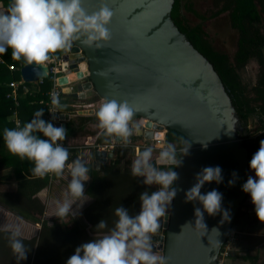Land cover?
<instances>
[{
    "label": "water",
    "instance_id": "1",
    "mask_svg": "<svg viewBox=\"0 0 264 264\" xmlns=\"http://www.w3.org/2000/svg\"><path fill=\"white\" fill-rule=\"evenodd\" d=\"M173 4L174 0H84L89 12L101 5L112 10L106 26L110 39L100 48L76 40L61 50L62 69L78 74L71 82L72 92L62 91L73 101H83L86 92H93L103 101L127 102L147 139L163 141L167 130L184 137L182 149L187 143L189 147L186 154L179 150L180 164H159L174 166L178 179L164 218V235L157 231L152 237L153 250L166 257V264H216L247 195L241 185L249 169V141L243 138L242 122L213 65L173 22ZM20 77L25 83L46 79L48 67L24 64ZM69 118L67 113L62 116V127ZM111 158L105 150L93 151L97 166ZM216 165L223 180L206 182L200 191L215 188L222 193L221 208L228 209L231 218L221 222L220 213H205L204 228L194 217L198 202L186 201L184 192L200 169Z\"/></svg>",
    "mask_w": 264,
    "mask_h": 264
},
{
    "label": "clouds",
    "instance_id": "2",
    "mask_svg": "<svg viewBox=\"0 0 264 264\" xmlns=\"http://www.w3.org/2000/svg\"><path fill=\"white\" fill-rule=\"evenodd\" d=\"M83 4L84 0H9L6 10L0 11V55L11 49L13 60L22 61L25 65L41 66L50 59V53L67 49L76 40L85 46L102 47L110 39L106 26L113 14L112 10L101 5L89 12ZM51 105L53 114L57 108L63 107L55 92L51 94ZM43 113L44 108H40L22 127L18 122L17 127L4 128L2 134L4 145L13 155L32 161L31 171L35 176L54 174L61 177L66 168L70 179L64 198L56 203L53 216L63 218L71 215L74 218L77 213L73 205L75 204L78 209L89 199L83 198L86 194L85 182L90 178L89 169L78 158L66 165V161L69 160L68 149L58 143L65 140L66 128L54 126L51 120L45 121L42 119ZM64 114L66 113L64 112L62 116ZM67 114L70 115V121L74 113ZM95 115L100 136L114 137L127 144L133 132H139L138 127L129 125L133 111L127 102L104 100ZM243 138L249 141L248 138L251 137L245 132ZM188 147L187 143V147L182 149L184 154L187 153ZM152 152L151 146L145 147L138 152L130 165L131 175L143 178L140 183L155 186L152 191L145 189L140 192L139 211L131 215L128 208L116 207L114 209L116 219L107 233L77 246L65 264H166V257L155 253L159 251H153L151 234L156 233L161 227V218L166 217L171 201L176 195L174 182L178 179V173L174 168H158L153 164ZM156 162L163 165L169 163L179 165L180 160L177 161L175 146L171 143L163 146ZM248 168L254 175L247 177L241 185V191L248 194L256 218L264 222V140L260 141L258 149L252 154ZM232 175L235 177V173ZM222 180L219 165L205 166L195 174V182L184 192L186 201L198 202L199 207L194 208V217L195 220L198 218L204 228L202 220L205 213L208 215L220 213L221 222L229 221L231 218L230 211L221 208L222 193L215 188L205 193L200 191L206 182L219 184ZM233 182L234 180L230 179L228 184L231 185ZM94 227L105 229L107 222L100 219ZM5 230L9 233V247L19 264L26 259L29 250H26L25 244L19 238L21 226L8 225ZM159 234L164 235V231ZM226 244L228 239L223 245V250ZM229 249L228 256L223 260L220 259L221 253L219 254L216 264L229 258L232 252L230 244Z\"/></svg>",
    "mask_w": 264,
    "mask_h": 264
},
{
    "label": "trees",
    "instance_id": "3",
    "mask_svg": "<svg viewBox=\"0 0 264 264\" xmlns=\"http://www.w3.org/2000/svg\"><path fill=\"white\" fill-rule=\"evenodd\" d=\"M216 10L210 15V19L227 13L229 25L237 32L236 49L232 57L214 47L209 41L204 30V22L209 18L201 15L192 7L189 0H174L171 10V18L180 32H182L193 47L206 57L218 73L224 88L229 95L237 115L242 122L244 131L248 135L247 122L250 118H256L264 128V32L260 25L264 21V0H210ZM4 7H7V0H0ZM183 3V5H182ZM191 13L200 21L192 23L185 16ZM11 49L3 54L4 63L0 64V171L11 168L14 170L16 189L12 192L0 191V204L19 218L34 224L40 225L37 237L26 240L22 239L27 252L26 259L19 264H65L67 258L71 256L77 246L91 239H98L107 233L116 217L114 209L123 206L129 209V213L134 215L139 211L140 192L147 189L154 190V186H146L140 181L142 177H133L130 173V151L127 146L119 147L115 150L113 161H108L105 167L93 169L88 174L90 182H85V195L92 199V202L83 208L77 216L71 218L69 223L56 222L48 225V220L43 218L45 205L35 197V195L48 185V176L36 177L31 169L32 161L10 153L4 145L3 129L14 128V122L10 120L11 115L16 112L20 121V127L28 122L35 111L44 108L42 119L45 120L46 110L40 101L47 99V92L51 87L50 81L43 82L36 89L33 83H24L26 87H32V94L24 93L22 87L18 88L16 97L17 105L12 98L6 95L11 88L8 84L12 81L20 80L19 67L23 66L22 61H15L8 57ZM59 57V51H56ZM254 60L258 67V77L256 83L251 88H246L241 83L239 71L248 62ZM8 66H15L17 70L10 71ZM24 93V94H23ZM70 97L64 95L62 104H67ZM62 112L73 113L70 108H62ZM136 118L132 116V119ZM77 130L74 127V120L71 119L66 124V136L69 137ZM39 135V133H37ZM135 140L134 136L129 137ZM245 145L249 160L252 154L258 149L261 140H264V132L256 138H248ZM166 144H173L178 151L184 146V137L175 131L167 130L165 135ZM129 153V156L127 155ZM155 164L154 162H152ZM167 168V166H159ZM174 168V166H168ZM11 179L8 175L1 180ZM100 219H105L107 227L96 229L94 226ZM68 225H71L70 227ZM224 247V246H223ZM232 253H230L231 257ZM247 259V258H244ZM252 264H255L257 256L248 257ZM0 264H17L13 253L9 247V233L0 231Z\"/></svg>",
    "mask_w": 264,
    "mask_h": 264
},
{
    "label": "crops",
    "instance_id": "4",
    "mask_svg": "<svg viewBox=\"0 0 264 264\" xmlns=\"http://www.w3.org/2000/svg\"><path fill=\"white\" fill-rule=\"evenodd\" d=\"M1 4V2H0ZM0 11H5L2 10L0 7ZM59 51V55L61 54V50ZM56 54V52H53ZM11 53L8 55L10 58ZM0 58H3V55H0ZM63 78V77H62ZM84 80V79H82ZM50 81V80H48ZM51 83V81H50ZM36 89V92L39 91V87L42 85H33ZM32 86V87H33ZM28 87V91L32 88ZM34 90H30L28 94H32ZM18 93V91H17ZM16 93V94H17ZM25 93V92H24ZM23 93V94H24ZM95 94L93 92H86V98L83 101L79 100H72L68 99L67 104H64V108H70L72 109V114L71 119L74 120V127H77V130L73 134H71L69 137H65V141L68 143V152H69V160L66 161V165L70 163L73 159L78 158L82 160L86 166L89 169V172H91L93 169L97 170L100 167H105L108 163V161L102 160L100 162V165H96V161L93 159V151L98 148L101 149L103 146L107 145L109 142L115 140L114 137H105V136H100L98 135L99 129L97 128V119H96V111L100 104L103 102L98 96H95L93 99L89 100L91 97H93ZM68 97V96H67ZM73 104V105H72ZM70 105L72 107H70ZM16 112H14L10 120H14L17 118ZM18 119V118H17ZM19 120V119H18ZM14 122V121H13ZM20 122V121H19ZM15 125V124H14ZM87 131V132H86ZM83 132H86L85 135H82ZM137 135V134H136ZM132 150V149H131ZM136 152V151H135ZM137 155V153H136ZM135 155V157H136ZM115 157V153L112 155L111 160L113 161ZM135 157H131V162ZM68 169V168H67ZM14 170L11 168L4 169L0 171V191H5V192H12L16 189V181L14 179ZM64 169V175L61 177H57L54 174L52 175L51 178H48V185L41 189L40 192H38L35 197L38 198L42 204L45 205V212H49V210H55L56 203L57 201H60L61 198L57 200V197L65 194L68 180L70 179V176ZM9 176L11 179L8 181L1 180L2 177ZM90 176V175H89ZM91 177L87 181L90 182ZM64 198V196H63ZM84 199H87L81 207H79L77 210L80 212L83 208H85L87 205H89L92 202V199L85 195L83 197ZM8 212L9 217L6 216V213ZM76 214V215H77ZM44 216V215H43ZM46 216V214H45ZM9 218V219H8ZM73 218V217H72ZM8 219V220H7ZM47 220V219H46ZM49 223V220H48ZM69 223V222H68ZM15 224H20L21 226V235L20 238L22 239H32L35 236L38 235L39 230H40V225L39 224H34L27 222L15 214L11 213L8 208L0 204V231H6L5 229L7 228L8 225H15ZM239 232V231H238ZM240 236L239 238L242 237V235H247L246 232H240L238 233ZM246 237H252V235H248ZM238 241V240H237ZM236 241V243H237ZM242 242L239 241L234 248L232 249V255L229 257L227 260L222 261L220 264H252L248 257H254V255H250L246 253V248L242 246ZM264 246V240L261 241L259 244H254L255 248H260L261 246ZM247 258V259H244ZM259 262V261H258Z\"/></svg>",
    "mask_w": 264,
    "mask_h": 264
},
{
    "label": "rangeland",
    "instance_id": "5",
    "mask_svg": "<svg viewBox=\"0 0 264 264\" xmlns=\"http://www.w3.org/2000/svg\"><path fill=\"white\" fill-rule=\"evenodd\" d=\"M189 1L192 3V7L195 11L209 18L206 22H204L203 25H204V30L207 33L209 41L212 43V45L216 47L217 49L224 51L226 54L232 57L236 49L237 32L230 27L228 16H227L228 14L222 13L216 16L215 18L210 19V15L216 10V8L210 3V0H189ZM1 6L2 5L0 4V7ZM185 16L192 23H198L200 21L195 16H193L191 13H185ZM260 28L264 32V21L260 25ZM239 74H240L241 83L244 84L246 88L249 89L252 86H254L256 83L257 77H258V67L256 65V62L254 60H251L250 62H248V64L242 70L239 71ZM44 80L48 81L49 78H46ZM95 96L97 95L95 94L89 100L93 99ZM247 123H248L247 124L248 136H250L251 138L258 137L260 126L258 125L259 121L257 120V117L248 119ZM86 132H83L82 135H85ZM132 144L134 146L138 145L140 147H142L143 145L144 146L150 145L148 142H145L144 139L141 137H136L135 140H132ZM160 145L162 147L164 146L162 143H156L157 147H160ZM142 150L143 149H141L140 151ZM159 151L160 150L158 149H153V152H152L151 162H154L156 166H157V163H156L157 160L155 161V159L158 157ZM127 155L129 156V153ZM135 155H136L135 150L134 148H132V151H130V156L135 157ZM249 174L254 175V173L250 169H248L247 177ZM63 196L64 194L58 196L57 200L61 197H62L61 198L62 200ZM250 205H252V203L248 196L247 201L243 203L241 211H239V213L237 214L235 218V221L231 228V232L228 236V244H226V246L230 244L231 249H233L234 246L240 241L243 244L242 246L246 248L247 254H250V255L256 254L257 260L255 261V264H264V246L262 245L258 249L254 247L255 243L259 244L261 243L262 240H264V237L259 236L260 234L264 236V222H261L256 218L255 213L252 210L253 207H251ZM73 209L77 213V210H76L77 208L75 204L73 205ZM53 213H54V210L52 209L49 210V212L44 211L43 218L45 220L46 219L49 220L48 225H51L53 223L60 222V221L68 222L72 218L71 215L67 217H63V218L55 217L53 216ZM6 216L9 217L8 212L6 213ZM68 226L70 227L71 225H68ZM246 230H249L250 232H254L258 235H252V237H246L248 235L246 236L242 235V237L239 238L240 235L238 233L244 232ZM156 254L159 255V253H156Z\"/></svg>",
    "mask_w": 264,
    "mask_h": 264
},
{
    "label": "built area",
    "instance_id": "6",
    "mask_svg": "<svg viewBox=\"0 0 264 264\" xmlns=\"http://www.w3.org/2000/svg\"><path fill=\"white\" fill-rule=\"evenodd\" d=\"M8 3H9V0H7V5H8ZM1 5H2L1 6L2 10H6L7 7H4L2 2H1ZM49 56H50V59L45 61L44 63L48 67V78L51 81V87H50V89L47 92V99L43 100V101H40V103L43 104V106L45 107V110H46L45 121L51 120V122L53 123L54 126H61L60 124H61L62 114L64 113L61 110L64 107V105L62 104V100H63L64 95H65L62 90H63V88H68V89H70V92H72V87L70 86L71 82L68 83V84H65V85H61V86L57 84V80L59 78H61L63 76H66V74H69V73H67L66 71H64L62 69L63 60L61 59V56L56 57L54 53H50ZM2 63H4V61H3V59L0 58V64H2ZM8 69L10 71L17 70V68L15 66L14 67L13 66H8ZM18 70L20 71V68H18ZM70 73H71V71H70ZM43 82H44V79L43 78H39L36 82H34V84L42 85ZM24 83L25 82L20 77V80L12 81V82H10L8 84V86L11 88V91L6 96L8 98H12L15 101V105H17V102H16L17 94L16 93L18 91V88L22 87L23 92H25V93L28 92V88L26 87V85H24ZM53 92L58 94L60 103L63 105L62 108H57L55 110L54 114L52 112L53 106L51 105V94ZM70 107H72V106L70 105ZM261 120L264 122V117H262ZM13 121H14L15 127H17V123L19 122V120L17 118H15ZM258 125L260 126V131H259V135H260L261 133L264 132V128L260 125V123ZM19 126H20V122H19ZM154 142H155V144L153 146H155L156 149H158V150H161L162 146L160 145V147H157L156 143H162L164 146L167 145L165 140H163V141L154 140ZM58 143H61L67 149L69 148V146H68V144L66 143L65 140L58 141ZM122 146H127V147H130L131 149L134 148V150L136 151L135 153H137V154H138V152L141 149H144L145 147H147V146H144V145L142 147H140L138 145L134 146L132 144V140L128 139L127 144H124L123 141L122 142H117L116 140H113V141L109 142L107 145L103 146L99 150H105L106 152L113 154L117 148L122 147ZM156 160H157V158H156ZM46 175L48 176V178H51L53 174H46ZM36 177H38V176H36ZM163 222H164V218H163ZM164 230L165 229L162 226V228L159 231V233H163ZM229 251H230V249H229V245H228V246L225 247V250H223V252L221 253L220 259L223 260L224 258H226L228 256V252Z\"/></svg>",
    "mask_w": 264,
    "mask_h": 264
},
{
    "label": "flooded vegetation",
    "instance_id": "7",
    "mask_svg": "<svg viewBox=\"0 0 264 264\" xmlns=\"http://www.w3.org/2000/svg\"><path fill=\"white\" fill-rule=\"evenodd\" d=\"M210 3L212 4L211 1H210ZM182 5H183V3H182ZM226 14H227V13H226ZM227 16H228V15H227ZM68 83H69V82H68ZM138 122H139V119H138V118H133V119L130 120L129 125H130V127L133 126V125H135L136 127L139 128L140 126L137 125ZM145 132H147L145 129H140V128H139V132H138V133H140L139 136H140L141 138H143L145 142H148V143L150 144L149 146H151L152 149H156V147L153 146V145L155 144V142L153 141V139H147V138H145V135H144V134H146ZM151 132H154V131L151 130ZM166 133H167V131L165 132L164 137H165ZM135 134H137V133H136V132H133V134H132L131 136L136 137ZM137 137H138V136H137ZM135 139H136V138H135ZM149 146H147V147H149ZM113 154H114V153H113ZM113 154H112V155H113ZM156 163H157V162H156ZM157 166H158V168H159L160 165L157 163ZM164 167H165V166H164ZM167 168H168V166H167ZM248 176H250V174H249ZM247 198H248V194L246 195V198H245L244 202L247 201ZM244 202H243V203H244ZM243 203H242V205H241L239 211H241V208H242V206H243ZM250 206L253 207V205H250ZM252 210H253V208H252ZM162 226H163V217L161 218V227H160L158 230H161ZM158 230H157V231H158ZM7 232H8V231H7ZM244 232H246L247 235H258V234L254 233V232H250L249 230H246V231H244ZM156 234H157V232L154 233V234H151V235H152V236H156ZM259 236L264 237L262 234H260ZM156 253H157V252H156Z\"/></svg>",
    "mask_w": 264,
    "mask_h": 264
},
{
    "label": "bare ground",
    "instance_id": "8",
    "mask_svg": "<svg viewBox=\"0 0 264 264\" xmlns=\"http://www.w3.org/2000/svg\"><path fill=\"white\" fill-rule=\"evenodd\" d=\"M81 75H82V73H79V76H81ZM77 76H78L77 73L66 74V76H63V78L61 77L57 80V84L60 86L68 84V82L70 83V82L76 80Z\"/></svg>",
    "mask_w": 264,
    "mask_h": 264
}]
</instances>
